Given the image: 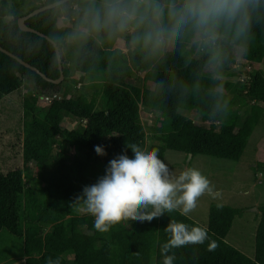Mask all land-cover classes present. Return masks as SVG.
Here are the masks:
<instances>
[{
  "label": "trees",
  "instance_id": "obj_1",
  "mask_svg": "<svg viewBox=\"0 0 264 264\" xmlns=\"http://www.w3.org/2000/svg\"><path fill=\"white\" fill-rule=\"evenodd\" d=\"M52 3L55 0H0V46L57 80L60 70L54 45L18 26L19 18ZM26 25L58 45L64 80L58 85L48 82L0 51V111L5 96L27 89L22 97L23 159L46 161L36 179L20 170L0 174V233L5 230L22 241L24 264H49L50 259L53 264H164L161 248L171 238L166 231L170 221L208 231L203 244L172 249L168 254H175L173 264H264V206L259 208L255 255L250 258L227 242L235 218L242 215L229 205L211 204L206 227L178 209L150 222L125 221L107 233L97 231L94 217L73 205L86 186L106 175L111 160L125 154L134 158L128 145L157 149L164 162L168 151L191 159L239 161L264 111V74L258 70L264 60V18L254 21L249 36L226 35L218 42L224 55L214 75L207 74L206 68L217 60L207 48L193 46L196 37L191 34L156 55L133 46L131 35L120 39L124 49L115 47L118 40L103 45L90 40L77 52L62 39L71 27L59 26L58 7L28 19ZM235 50L252 72L238 71L236 75L245 78L240 79L237 93L229 95L232 84L225 77L235 74L229 72L236 62ZM137 74H145L144 80L154 87L140 89ZM96 80L115 86L108 91L104 110H94L86 94H75L86 85L97 87ZM53 93L60 99L47 105L40 102V94ZM225 100L230 101V110L222 118ZM139 103L152 115L150 142L141 119L136 118ZM185 112L198 114L209 127ZM64 119L76 122V128L64 127ZM96 146L106 154H97ZM213 243L216 247L209 251Z\"/></svg>",
  "mask_w": 264,
  "mask_h": 264
},
{
  "label": "clouds",
  "instance_id": "obj_2",
  "mask_svg": "<svg viewBox=\"0 0 264 264\" xmlns=\"http://www.w3.org/2000/svg\"><path fill=\"white\" fill-rule=\"evenodd\" d=\"M55 2L59 5V22L71 25L70 31L62 38L67 44L80 48L91 40L103 45L131 35L133 46L146 49L153 55L163 53L169 45L191 34L196 37L199 47L210 51L211 58L219 59L222 49L218 42L224 36L245 38L250 35L254 21L264 18V0ZM57 39L59 42L61 38ZM229 104L230 101L225 100L222 118L227 116ZM128 147L134 158L125 154L111 160L106 175L96 184L86 186L73 204L94 217L97 231L107 233L112 227L129 220L150 222L166 211L179 209L181 215L187 216L195 210L203 195L214 198L219 195L212 182L198 169L188 168L177 176L159 158L157 149L144 150L136 144ZM95 151L101 156L106 154L100 146H96ZM166 231L171 233V238L161 248L164 264H173L175 254H168L172 249L203 244L208 239L207 229L190 228L182 222L170 221ZM215 247L213 243L209 251ZM49 264H53L51 259Z\"/></svg>",
  "mask_w": 264,
  "mask_h": 264
},
{
  "label": "rangeland",
  "instance_id": "obj_3",
  "mask_svg": "<svg viewBox=\"0 0 264 264\" xmlns=\"http://www.w3.org/2000/svg\"><path fill=\"white\" fill-rule=\"evenodd\" d=\"M9 19L6 18L5 20ZM59 26L63 27L65 25L59 22ZM67 27H71V25ZM193 46L199 47L196 41ZM115 47L124 49V42L118 40L115 43ZM80 48L74 47V50L78 52ZM172 48L173 44L169 45L166 50H171ZM223 55L224 52L222 51L220 58L215 59L217 63L210 64L206 68L207 74H215L218 61ZM240 56V51L235 50V60L240 64V68L236 69L243 71L245 69ZM246 64L248 63L244 65ZM258 70L264 74V60L258 66ZM229 72L235 73L233 76L225 77L232 84L229 95H234L238 91L240 79L243 80L245 77L236 75L238 71H235L232 66H230ZM250 72L252 71L250 70ZM137 76L140 77L137 82V86L140 89L145 86L151 89L154 87L152 82L144 80L145 74H137ZM94 84L97 87L86 85L85 89L81 90V92L77 91L78 93L75 92V94L76 96L81 93L86 94L94 110H104L107 105L106 100L109 99L107 96L108 91L110 92L112 87L115 88V86L111 87L107 81L101 80H96ZM98 85H100V88ZM29 88L35 91L36 94L39 92L32 84H29ZM26 92L27 89L25 88L22 93L5 96L2 101L0 111V174L7 175L9 172L20 170L23 174H30L32 178L36 179L39 173L44 170L46 161H25L23 159L24 116L22 97ZM59 92H62V89ZM261 107H263V104H261ZM242 111H245L244 107H242ZM147 113L139 103L136 118L141 119L147 132V140L150 142L154 134L152 131L153 126H151L150 121H147ZM184 114L196 123L209 127L210 123L203 122L198 114L186 112ZM64 121V127L69 129L76 128V122H70L67 119H64ZM165 163L169 165L170 171L177 176L188 168L198 169L212 182L215 186V191L219 193L215 198L209 194L200 197L195 210L187 215L198 224L204 227L208 225L209 210L213 203L229 205L242 211V215L237 216L234 220L232 229L227 236V242L248 257L253 258L255 255V234L260 220L259 208L264 206V111L260 117V123L253 132L248 146L239 161L215 159L206 156H197L191 159L190 155L168 151L166 152ZM84 212V214L87 213L86 211ZM24 263L25 255L22 249V241L3 230L0 233V264Z\"/></svg>",
  "mask_w": 264,
  "mask_h": 264
},
{
  "label": "water",
  "instance_id": "obj_4",
  "mask_svg": "<svg viewBox=\"0 0 264 264\" xmlns=\"http://www.w3.org/2000/svg\"><path fill=\"white\" fill-rule=\"evenodd\" d=\"M56 7H59V5L55 2V3H52L50 5H46V6H41L39 7L38 9L34 10L32 13L24 16V17H21L18 19V26L20 28V30H22L23 32H30V33H34V34H37L41 37H44L46 38L49 42H51L53 45H54V48H55V51H56V55H57V59H58V66H59V70H60V77L59 79L57 80H51L49 78H47L44 74H42L38 69L32 67L31 65H29L28 63H25L23 60H21L19 57L13 55L12 53L8 52L7 50L3 49L1 46H0V51L3 52L4 54L10 56L11 58L17 60L20 64H22L23 66H25L26 68H29L33 71H35L37 74H39L44 80L48 81V82H51L53 84H60L62 83V81L64 80V74H63V62H62V56H61V53H60V50H59V47L58 45L53 41L51 40L49 37L45 36L44 34L42 33H39L37 31H35L34 29L28 27L26 25V21L34 16H36L37 14L41 13V12H44V11H47V10H50V9H53V8H56Z\"/></svg>",
  "mask_w": 264,
  "mask_h": 264
},
{
  "label": "built area",
  "instance_id": "obj_5",
  "mask_svg": "<svg viewBox=\"0 0 264 264\" xmlns=\"http://www.w3.org/2000/svg\"><path fill=\"white\" fill-rule=\"evenodd\" d=\"M233 68H234V69H236V68H240V64H239V63H235V64L233 65ZM245 68L248 69L249 71L251 70V67L249 66V64H246ZM55 99H60L57 93H53V94H51V95L40 94V96H39V100H40V102L43 103V104H50V103H52ZM148 117H149V121H150L152 115H148ZM148 117H147V118H148ZM147 121H148V119H147ZM150 123H151V121H150Z\"/></svg>",
  "mask_w": 264,
  "mask_h": 264
}]
</instances>
